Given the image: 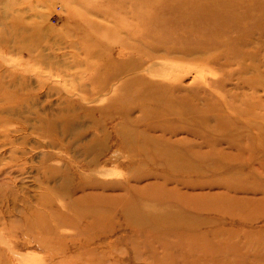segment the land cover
<instances>
[{"label":"rangeland","instance_id":"rangeland-1","mask_svg":"<svg viewBox=\"0 0 264 264\" xmlns=\"http://www.w3.org/2000/svg\"><path fill=\"white\" fill-rule=\"evenodd\" d=\"M0 264H264V0H0Z\"/></svg>","mask_w":264,"mask_h":264},{"label":"bare ground","instance_id":"bare-ground-1","mask_svg":"<svg viewBox=\"0 0 264 264\" xmlns=\"http://www.w3.org/2000/svg\"><path fill=\"white\" fill-rule=\"evenodd\" d=\"M127 135V134H126ZM131 136V135H130ZM122 144H124L125 145V142L123 141L122 142ZM91 149H95L93 146L92 147H90V148H88V151L87 152H89V150H91ZM129 149V148H128ZM139 149L141 150V151H143V149H142V147L140 146L139 147ZM138 150V149H137ZM131 153H130V158L131 159H133V160H135V159H137L138 158V156L142 159V160H146L148 163H151V164H154L153 162H154V159L155 158H157L158 156L161 158V159H164L165 157H169L170 155H161L160 153H158V152H156V153H154L153 155H148V154H146V153H143V155L141 154V152H139V150L137 151V153H135V152H133V151H131V150H129ZM129 156V155H128ZM171 157V156H170ZM139 160V159H138ZM165 160V159H164ZM87 163V162H86ZM92 163V162H91ZM95 163V162H94ZM168 166V165H167ZM178 171H180V170H176L175 171V169H173V171L172 172H178ZM103 203V202H102ZM104 204V203H103ZM94 206V205H93Z\"/></svg>","mask_w":264,"mask_h":264}]
</instances>
